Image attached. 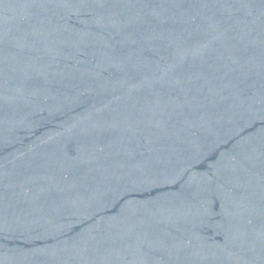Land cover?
Here are the masks:
<instances>
[{"label":"water","instance_id":"1","mask_svg":"<svg viewBox=\"0 0 264 264\" xmlns=\"http://www.w3.org/2000/svg\"><path fill=\"white\" fill-rule=\"evenodd\" d=\"M0 264H264V0H0Z\"/></svg>","mask_w":264,"mask_h":264}]
</instances>
